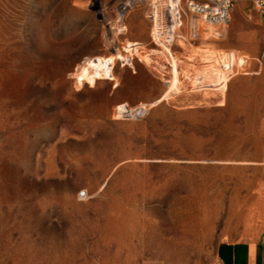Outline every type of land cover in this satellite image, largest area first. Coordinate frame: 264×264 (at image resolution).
<instances>
[{
	"label": "rangeland",
	"instance_id": "374dc122",
	"mask_svg": "<svg viewBox=\"0 0 264 264\" xmlns=\"http://www.w3.org/2000/svg\"><path fill=\"white\" fill-rule=\"evenodd\" d=\"M179 9L157 37L151 0H0V264H215L264 236V25Z\"/></svg>",
	"mask_w": 264,
	"mask_h": 264
},
{
	"label": "built area",
	"instance_id": "2783aa9c",
	"mask_svg": "<svg viewBox=\"0 0 264 264\" xmlns=\"http://www.w3.org/2000/svg\"><path fill=\"white\" fill-rule=\"evenodd\" d=\"M161 0H151L154 13L158 8V2ZM177 1L175 7L169 4L165 8V22L162 18H159V25L162 30L163 26L167 27L170 32H174V26L180 27L183 24L182 16L180 12V4L184 0H174ZM244 2L250 3L252 8L259 14L261 21L264 25V0H242ZM188 10L197 18L203 20L206 24L211 26L227 27L232 18V12L236 0H186ZM175 13V16L173 15ZM155 15V14H153ZM152 15V18H153ZM154 22V21H153ZM155 24V22H154ZM264 58V48L262 52ZM83 197L86 196L85 192L81 194Z\"/></svg>",
	"mask_w": 264,
	"mask_h": 264
},
{
	"label": "bare ground",
	"instance_id": "6f19581e",
	"mask_svg": "<svg viewBox=\"0 0 264 264\" xmlns=\"http://www.w3.org/2000/svg\"><path fill=\"white\" fill-rule=\"evenodd\" d=\"M172 4L171 6L175 7V5L177 4V1L171 0ZM173 15L175 16V13L173 12ZM159 15L158 13H155V15H153V21L155 22V26H156V35L157 37H159V30H161L160 25H159ZM176 25L174 26V32L176 29ZM133 45L128 46V48H130ZM166 50L168 52H170L169 48L166 47ZM171 53V52H170ZM236 56L235 54H231L229 56L230 61L228 62V64H225V68L229 69L230 68V64H231V59L235 60ZM115 59H123L124 57L123 55H117L116 58L112 57L110 59H104V58H98L95 60H89L87 63V66L83 67L81 69V73L78 75L79 76V80L82 82L84 80H89L91 82H94L96 79H104L107 78L108 76H111L112 74V64H114ZM224 61V60H223ZM243 59L240 58L239 59V63H242ZM91 70V71H90ZM90 71V72H89ZM178 66H177V62L175 61V59H173V78H172V82H171V88H176L178 83H179V78H178ZM211 74H214L213 76H207L208 78L211 79L210 81V85L211 86H220L221 89H224L229 81V76L226 74V72L222 71H217L216 69H212L211 70ZM124 106H120L119 110L122 112L124 110Z\"/></svg>",
	"mask_w": 264,
	"mask_h": 264
},
{
	"label": "crops",
	"instance_id": "0c3cea01",
	"mask_svg": "<svg viewBox=\"0 0 264 264\" xmlns=\"http://www.w3.org/2000/svg\"><path fill=\"white\" fill-rule=\"evenodd\" d=\"M215 264H264V236L252 241L221 244Z\"/></svg>",
	"mask_w": 264,
	"mask_h": 264
}]
</instances>
